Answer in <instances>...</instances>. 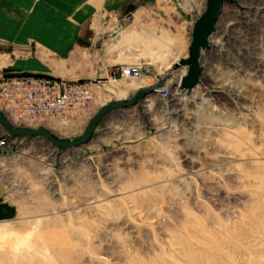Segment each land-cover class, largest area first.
<instances>
[{
    "label": "rangeland",
    "instance_id": "374dc122",
    "mask_svg": "<svg viewBox=\"0 0 264 264\" xmlns=\"http://www.w3.org/2000/svg\"><path fill=\"white\" fill-rule=\"evenodd\" d=\"M237 1L223 4L212 35L222 50L203 55L201 84L186 101L177 96L166 112L148 95L110 111L87 144L56 149L27 136L10 155L0 153V198L14 210L0 220V264H264V0ZM202 2L129 0L99 9L87 29L97 51L85 37L64 55L28 41L0 75L21 67L92 80L88 109L28 122L75 138L102 104L134 92L107 93V69L153 60L143 65L151 83L172 71L173 64L164 68L173 54L157 59L146 49L150 32L167 30L187 56ZM7 11L0 0V28ZM124 31L135 34L126 39Z\"/></svg>",
    "mask_w": 264,
    "mask_h": 264
},
{
    "label": "crops",
    "instance_id": "0c3cea01",
    "mask_svg": "<svg viewBox=\"0 0 264 264\" xmlns=\"http://www.w3.org/2000/svg\"><path fill=\"white\" fill-rule=\"evenodd\" d=\"M105 1L109 0H38L34 4L32 0H4V10L8 6V11L4 15L3 27L0 28V65L14 61L10 59L11 54L18 58L19 50H28L27 46L24 47L28 41H34L35 50L43 49L44 52L48 49L53 54L64 55L66 51L73 50L69 48L71 46H84L82 42L85 37L91 40L92 50L97 51L94 45L97 39L94 35L91 38L87 35V29L91 31L93 28L90 25L92 14L105 8L119 10L129 0H111L109 5ZM28 73L32 72H23L20 67L15 73L2 75ZM119 114L128 115L127 112ZM1 194L0 184V197ZM13 211V206L0 198V220L10 219Z\"/></svg>",
    "mask_w": 264,
    "mask_h": 264
},
{
    "label": "built area",
    "instance_id": "2783aa9c",
    "mask_svg": "<svg viewBox=\"0 0 264 264\" xmlns=\"http://www.w3.org/2000/svg\"><path fill=\"white\" fill-rule=\"evenodd\" d=\"M144 69L140 63L119 64L107 71L106 78H139ZM158 78L156 77L154 83ZM93 85L92 80L66 79L43 73L0 75V110L12 116L16 124L68 117L72 112L89 108L94 99ZM183 90L174 81L170 85L164 84L150 95L157 97L167 112L171 101ZM24 137L27 136H12L2 129L1 155L13 153L14 147L22 143Z\"/></svg>",
    "mask_w": 264,
    "mask_h": 264
},
{
    "label": "water",
    "instance_id": "95a60500",
    "mask_svg": "<svg viewBox=\"0 0 264 264\" xmlns=\"http://www.w3.org/2000/svg\"><path fill=\"white\" fill-rule=\"evenodd\" d=\"M225 2L240 6L237 0H205L204 8L192 22L188 54L173 65L172 70H177L180 66L185 67V72L181 74L178 85L187 92L201 83L202 55L207 49H210V39L216 32V22ZM169 73L159 76L158 80L150 86L138 88L126 98L114 99L102 104L89 118L83 131L75 138L60 136L42 125L15 124L2 110H0V126L12 136H42L50 141L56 149L78 147L92 140L94 131L110 111L140 104L148 95L156 92L165 84Z\"/></svg>",
    "mask_w": 264,
    "mask_h": 264
},
{
    "label": "bare ground",
    "instance_id": "6f19581e",
    "mask_svg": "<svg viewBox=\"0 0 264 264\" xmlns=\"http://www.w3.org/2000/svg\"><path fill=\"white\" fill-rule=\"evenodd\" d=\"M204 3L205 1L203 0L202 2V5L201 7L199 6L198 9L201 11L203 8H204ZM217 29V27H216ZM219 29V28H218ZM218 31V30H217ZM155 32V31H154ZM154 32H150L148 35H146L144 37V35L142 37L146 38V49H148L149 52H153L154 53V56L157 58V59H163L169 52L170 54H173L175 57L174 59L168 63V64H165L166 67L164 68V70H168L169 68H171L172 64L174 65L175 62H177L180 58V51L179 49L175 48L174 46H177V44L174 42H172L171 39H169V35H168V31H163L161 30V32H159V35H155ZM221 32V31H220ZM135 33L134 31H124L123 33H121V35L123 36V38H128V37H131L133 36ZM215 34V33H214ZM138 37V36H137ZM213 37V36H212ZM212 37L210 39V49H207L203 55H205V53L211 51L208 55H217L218 53H220V50H222L221 48V45L220 43H218L216 40L214 42H212ZM120 38V37H119ZM125 39V40H126ZM139 39H140V36H139ZM130 40V39H129ZM138 40V39H137ZM214 40V39H213ZM139 41V40H138ZM142 42V41H141ZM139 44V43H138ZM138 46V45H136ZM113 47V45H112ZM116 47V46H115ZM169 48H171L173 50H170ZM108 49V48H107ZM111 50V49H109ZM140 52V51H139ZM145 52V51H144ZM107 53V52H106ZM142 54V53H141ZM150 54V53H149ZM203 55H202V58H203ZM144 57V56H143ZM156 58H154L156 60ZM144 60V59H143ZM142 62V61H141ZM153 62V60H152ZM152 62H149V61H144L142 62L141 64L142 65H147L149 66V64L151 65ZM201 62H202V59H201ZM153 64V63H152ZM162 64V63H161ZM164 64V63H163ZM156 65V64H155ZM146 66V67H147ZM159 68V67H158ZM173 68V67H172ZM182 68V69H181ZM180 69V70H179ZM184 70H185V67L183 66H180L177 70H174V71H179L180 75H177V76H170L171 73H175L173 70L172 71H169V75H168V79L166 80L165 82V85H169V83H172L174 80H176L177 82H179V78L181 76V74L184 73ZM165 71H162L160 73L161 74H166L164 73ZM174 75V74H173ZM170 76V77H169ZM201 76H202V73H201ZM124 78V77H123ZM133 79L132 81H123V82H119V83H116L115 84V79H110V82H112V85L109 84V86H106V91L107 93H111V94H117V95H123L127 92H129L130 90H137L138 88L140 87H143V86H150L152 85L153 83H151L146 77H143V75L139 78H131ZM114 80V81H113ZM202 81V79H201ZM201 84V83H200ZM199 84L196 85L195 87H193L189 92L183 90V92H180L179 95H181V97H179L178 99L182 101V99H185L184 101H186V99H189L187 98V96L185 94H190L191 91H193L196 87L198 88ZM178 95V96H179ZM191 97V96H190ZM201 99V98H200ZM188 102V100H187ZM202 102V101H201ZM177 105V104H176ZM175 105V106H176ZM171 108V106H170ZM175 109H169V116L171 115H175L177 114V111H175ZM81 112V111H80ZM6 116L13 122L15 123L14 119L12 118V116L6 114ZM48 120V119H47ZM47 120H42L43 122H46ZM41 121V122H42ZM38 123V122H36ZM35 123V124H36ZM16 124V123H15ZM26 125H31V123H25ZM45 127V126H44ZM0 128L2 129V127L0 126ZM46 128V127H45ZM0 129V130H1ZM26 138V137H25ZM50 144V143H49ZM1 232V231H0Z\"/></svg>",
    "mask_w": 264,
    "mask_h": 264
}]
</instances>
